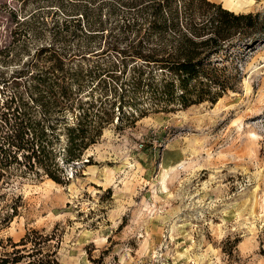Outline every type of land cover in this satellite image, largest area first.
<instances>
[{
    "label": "rangeland",
    "instance_id": "obj_1",
    "mask_svg": "<svg viewBox=\"0 0 264 264\" xmlns=\"http://www.w3.org/2000/svg\"><path fill=\"white\" fill-rule=\"evenodd\" d=\"M211 1L264 21V0ZM73 5L119 4L0 0V72L25 68L50 42L51 21ZM221 58L238 72L233 90L214 104L135 119L114 106L112 122L62 183L24 170L23 159L14 164L0 181V264L32 229L53 235L45 249L60 264H264V39ZM64 144L60 135L59 156Z\"/></svg>",
    "mask_w": 264,
    "mask_h": 264
},
{
    "label": "trees",
    "instance_id": "obj_2",
    "mask_svg": "<svg viewBox=\"0 0 264 264\" xmlns=\"http://www.w3.org/2000/svg\"><path fill=\"white\" fill-rule=\"evenodd\" d=\"M114 1L119 5L61 10L60 19L51 21L50 42L34 51L25 68L9 76L0 72V92L8 93L0 102V181L23 159L24 170L62 183L67 167L80 164L112 122L114 106L135 119L216 103L234 89L238 74L220 65L222 55L248 51L264 39L260 13H236L211 0ZM96 87L101 90L94 97ZM51 239L32 229L13 244L11 261L1 262L60 264L56 251L45 249Z\"/></svg>",
    "mask_w": 264,
    "mask_h": 264
},
{
    "label": "bare ground",
    "instance_id": "obj_3",
    "mask_svg": "<svg viewBox=\"0 0 264 264\" xmlns=\"http://www.w3.org/2000/svg\"><path fill=\"white\" fill-rule=\"evenodd\" d=\"M228 5H232V6H238L239 3L237 1L234 0H224ZM229 9V8H228Z\"/></svg>",
    "mask_w": 264,
    "mask_h": 264
}]
</instances>
